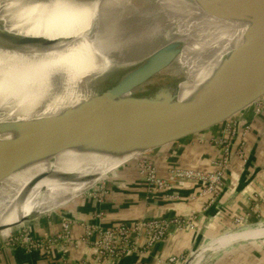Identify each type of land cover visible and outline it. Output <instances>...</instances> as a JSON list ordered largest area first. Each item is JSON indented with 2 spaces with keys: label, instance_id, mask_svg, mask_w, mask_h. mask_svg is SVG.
I'll return each instance as SVG.
<instances>
[{
  "label": "bare ground",
  "instance_id": "obj_1",
  "mask_svg": "<svg viewBox=\"0 0 264 264\" xmlns=\"http://www.w3.org/2000/svg\"><path fill=\"white\" fill-rule=\"evenodd\" d=\"M246 24L214 16L188 0H0V38L8 42L43 38L47 42L34 48L0 47V122L59 114L68 108L77 110L101 94L117 72L175 41L182 43V50L167 71L182 74L178 97L187 99L211 75L219 59L241 42ZM129 95L125 93L119 99ZM263 98L264 90L211 125L224 120L222 129L238 118L232 117L236 111L248 105L246 111ZM209 126L166 135L156 147L198 134ZM14 135L2 133L0 139ZM99 143L97 139L81 142L0 179V197L20 184L2 210L0 227L6 223L18 225L15 223L22 217L54 210L59 198L75 199L103 181L119 162H132L137 171L157 166L145 155L156 147L112 156L96 152ZM17 156L16 150L0 146V171ZM67 173L78 177L93 173L99 179L62 181L60 176ZM71 184L79 185L67 190L65 186ZM47 192L53 196L44 198ZM262 234L255 230L250 236ZM231 237L226 235L224 240ZM199 247L200 255L207 246Z\"/></svg>",
  "mask_w": 264,
  "mask_h": 264
},
{
  "label": "water",
  "instance_id": "obj_2",
  "mask_svg": "<svg viewBox=\"0 0 264 264\" xmlns=\"http://www.w3.org/2000/svg\"><path fill=\"white\" fill-rule=\"evenodd\" d=\"M188 1L198 3L206 12L219 18L247 24L241 42L219 59L215 70L187 99L178 97V82L182 74L167 71V67L181 52L182 43L170 42L149 58L117 72L101 94L84 102L77 110L68 108L59 114L0 122V134H15L0 139V146H8L18 154L12 163L0 171V179L30 162L81 142L91 143L95 139L100 142L95 151L112 156L156 147L166 135H176L213 124L263 91L264 0ZM29 40L8 42L0 38V47L22 49L47 44L43 38ZM159 76L161 78L157 83H147ZM128 92V98L119 99ZM179 154L177 152L164 157L154 169L124 173L98 182L68 205L45 214L34 213L22 217L15 224L20 225L74 204L122 192L161 172ZM98 177L93 173L83 177L67 173L62 174L60 179L84 182ZM7 227L1 226L0 230ZM201 248L196 247L183 264H191L196 260Z\"/></svg>",
  "mask_w": 264,
  "mask_h": 264
},
{
  "label": "crops",
  "instance_id": "obj_3",
  "mask_svg": "<svg viewBox=\"0 0 264 264\" xmlns=\"http://www.w3.org/2000/svg\"><path fill=\"white\" fill-rule=\"evenodd\" d=\"M244 107L236 111L232 117H238L233 121L239 119V125L243 123L251 125L246 136V160L241 161L232 156L224 172L220 192L216 194L214 200L211 201L209 195H196L200 183L195 180L187 181L186 186L183 187L174 186L183 197L180 201H171L162 194H148L140 188L141 185L146 184L143 180L122 192L105 197L102 203L90 200L74 204L69 207L70 209L54 211L26 222L33 236H53L62 230V216L74 215L75 218L69 228L71 238L56 241L48 252L43 250L27 252L16 245L8 246L2 243V238H6L18 226L4 224L8 227L0 230V264H162L172 255L177 257L176 264H180L185 255L205 242H207L204 244L207 246L206 250L196 260L208 252L205 258H213L210 264H264V226L258 229L263 231L262 237L250 236L255 230L249 228L264 221V122L252 120L254 115L260 114L255 108H247L248 110L244 112ZM261 115L264 117V112ZM217 125H210L198 134L183 136L181 139L153 148L145 155L158 165L164 157L180 152L164 166L161 175H166V170L176 165L209 169L211 159L215 155V139L221 136V131L218 130L221 123ZM130 172H138L134 163L119 162L103 179H113ZM98 179L96 178L94 182ZM74 185L79 184H71V187L65 186V188L72 190V186L75 188ZM17 189L16 187L0 197V215L6 204L14 198ZM50 195L47 192L44 198H50ZM59 199L58 207L66 206L74 200ZM39 202L43 204V201ZM99 211L102 213L101 216L95 218V214ZM191 215H197L194 230L172 228L163 241L155 243L141 253L131 251L113 261L95 260L91 241L84 239L87 222H96L101 227L108 228L117 222L133 218L191 217ZM236 218L252 223L231 230L234 221H238ZM237 232L243 237L240 238ZM226 235L232 237L225 241ZM93 237L92 233L90 240ZM218 252L219 255L215 257Z\"/></svg>",
  "mask_w": 264,
  "mask_h": 264
},
{
  "label": "built area",
  "instance_id": "obj_4",
  "mask_svg": "<svg viewBox=\"0 0 264 264\" xmlns=\"http://www.w3.org/2000/svg\"><path fill=\"white\" fill-rule=\"evenodd\" d=\"M262 103V104H261ZM255 111L260 114L253 116L252 120L260 123L264 122L261 115L264 112V98L253 106ZM236 121H231L225 125L221 131V136L215 139L214 150L215 155L212 157L209 169H198L193 167H184L180 165L169 167L166 175L160 172L153 174L147 178V182L143 187L150 195L162 194L171 201L183 200V197L174 186H186L187 181H198L199 188L194 194L209 195L212 201L216 194L220 192L222 187V179L224 172L229 166L232 156L245 161L246 136L250 129V123L239 125ZM104 198L98 199V203H102ZM101 211L95 214V218L101 216ZM74 215H63L61 221L62 230L53 236L35 237L28 228H23L10 232L6 238H2V243L8 246L16 245L27 252L34 250L49 251L51 245L58 240H68L69 228ZM197 215L174 216L170 218L150 217V218H133L121 222H117L108 228H103L99 223L92 222L85 225L84 239L91 244L94 251L95 260L113 261L120 259L122 256L131 251L143 252L157 242L163 241L167 234L176 228L194 230L196 228ZM93 238L90 240V235ZM177 257L168 256L162 264H176Z\"/></svg>",
  "mask_w": 264,
  "mask_h": 264
},
{
  "label": "rangeland",
  "instance_id": "obj_5",
  "mask_svg": "<svg viewBox=\"0 0 264 264\" xmlns=\"http://www.w3.org/2000/svg\"><path fill=\"white\" fill-rule=\"evenodd\" d=\"M164 76H166L167 77V75L166 74H164ZM159 78H161V76H159L158 78H156L154 81H153V83H157V80L159 79ZM262 96V95H261ZM260 96V97H261ZM260 97H258L257 99H259ZM256 100V99H255ZM261 102V101H260ZM262 104V103H261ZM248 105H246L245 107H244V109L247 107ZM243 109V110H244ZM240 110H242V108L240 109ZM245 111V110H244ZM234 115V114H233ZM232 115V116H233ZM231 117V116H230ZM235 117V116H234ZM223 122H224V120L221 122V125L223 124ZM219 125V124H218ZM217 125V126H218ZM221 129V127H219V129L218 130H220ZM20 185V184H19ZM18 185V186H19ZM18 186H17V188H18ZM143 185H141V189H144L145 191H146V189L144 188V187H142ZM70 207V206H69ZM69 207H66V208H64V209H70ZM62 210V209H61ZM59 211V210H58ZM45 213H47V212H45ZM52 213V212H51ZM238 221H234V224L230 227V229L231 230H235V229H238L239 227H241V226H243V225H246V224H251L252 222H248V221H242V219H239V218H236ZM262 222H264V221H261V223H260V225L259 224H254L253 226H251V227H249L251 230L253 229V230H258L259 228H261V225L262 226H264V224L262 223ZM28 223H26V222H24V223H22L21 225H18L17 227H15L13 230H12V232H14V231H16V230H20V229H23V228H28ZM257 226V227H256ZM260 226V227H259ZM11 232V233H12ZM217 236V235H216ZM261 237L263 236V235H260ZM260 237V238H261ZM209 240V239H208ZM204 242V241H203ZM205 243H207V242H205ZM205 243H201L200 245H204ZM199 245V246H200ZM198 247V246H197ZM196 248V247H195ZM195 248L192 250V251H190L187 255H185L184 257H183V259L181 260V262H180V264H183L184 262H185V260L189 257V255L195 250ZM207 253L208 252H205L204 253V255H202L201 256V258H199L198 260H196V261H194V264H210L211 263V261H213V258H206V259H204L206 256H207ZM217 254L219 255V252L218 253H216L215 254V257L217 256ZM214 257V258H215Z\"/></svg>",
  "mask_w": 264,
  "mask_h": 264
}]
</instances>
